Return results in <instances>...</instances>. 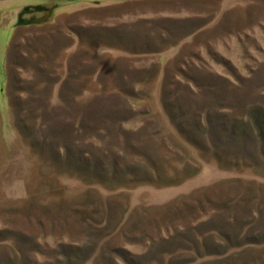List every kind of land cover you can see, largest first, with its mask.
<instances>
[{
  "label": "rangeland",
  "instance_id": "obj_1",
  "mask_svg": "<svg viewBox=\"0 0 264 264\" xmlns=\"http://www.w3.org/2000/svg\"><path fill=\"white\" fill-rule=\"evenodd\" d=\"M0 264H264V0H0Z\"/></svg>",
  "mask_w": 264,
  "mask_h": 264
},
{
  "label": "crops",
  "instance_id": "obj_2",
  "mask_svg": "<svg viewBox=\"0 0 264 264\" xmlns=\"http://www.w3.org/2000/svg\"><path fill=\"white\" fill-rule=\"evenodd\" d=\"M123 2L127 1V0H121ZM179 2V1H178ZM160 2L158 4H154V5H159ZM178 5V4H177ZM149 7V4L147 5V8ZM153 7V6H152ZM160 7H155L152 10H156L159 9ZM170 8V7H169ZM176 8V7H174ZM173 8V9H174ZM185 17H180L179 15L176 14H154L151 17H148L147 19H154L155 21L151 22L152 26L151 27H159V28H163L165 29L166 33H164V38L166 41H172V43H177L179 40V35H181V28H185V27H189L193 21H187L181 24L180 19H183ZM157 20V21H156ZM179 27V28H178ZM186 30V28H185ZM180 32V33H179ZM133 34V37H131V35ZM119 35L120 37L125 35V36H130L132 38V40H137L138 41H142V42H146L147 43V48L149 51H155V45L154 42L156 41L154 39V36H152V34L149 32L145 33V32H139L136 30H129V31H125L124 33L120 30L119 31ZM161 38V37H159ZM141 42V43H142ZM175 49V48H173Z\"/></svg>",
  "mask_w": 264,
  "mask_h": 264
},
{
  "label": "trees",
  "instance_id": "obj_3",
  "mask_svg": "<svg viewBox=\"0 0 264 264\" xmlns=\"http://www.w3.org/2000/svg\"><path fill=\"white\" fill-rule=\"evenodd\" d=\"M40 8H41V7H40ZM31 21H33V20H31V19H30V22H31ZM254 112H255V114H258V113H260V118L256 120V121L258 122V124H259V122H260V119L262 118V115H263V113H261L260 111H258V110H256V109H255V111H254ZM260 123H261V122H260Z\"/></svg>",
  "mask_w": 264,
  "mask_h": 264
}]
</instances>
